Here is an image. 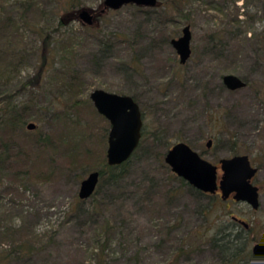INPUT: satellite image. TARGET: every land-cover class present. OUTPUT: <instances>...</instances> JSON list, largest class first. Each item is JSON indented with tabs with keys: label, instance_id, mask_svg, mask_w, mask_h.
I'll return each mask as SVG.
<instances>
[{
	"label": "rangeland",
	"instance_id": "374dc122",
	"mask_svg": "<svg viewBox=\"0 0 264 264\" xmlns=\"http://www.w3.org/2000/svg\"><path fill=\"white\" fill-rule=\"evenodd\" d=\"M59 1L30 0L26 9L24 0H0V108L31 106L22 128L0 125V226L21 230L11 238L0 234V251L20 237L37 246L0 264H224L205 243L204 231L231 215L248 252L238 263L264 264V0H157L152 7L117 9L81 0L92 9L91 25L78 18L59 23ZM184 25L190 54L179 63L169 41ZM45 33L49 43L38 74ZM72 71L78 78L68 95ZM223 74L237 75L245 85L228 90ZM95 88L135 99L142 136L122 180L80 199L79 181L105 159L109 125L88 99ZM69 96L83 100L79 123L71 127L52 118ZM28 122L34 128H26ZM70 128L80 154L69 169L55 138L51 150L29 141L36 132L59 135ZM8 137L14 144L6 150ZM177 141L216 165L221 157L247 155L257 168V209L217 193L205 220L199 208L207 198L163 161ZM18 144L30 155L26 162L13 155Z\"/></svg>",
	"mask_w": 264,
	"mask_h": 264
},
{
	"label": "water",
	"instance_id": "95a60500",
	"mask_svg": "<svg viewBox=\"0 0 264 264\" xmlns=\"http://www.w3.org/2000/svg\"><path fill=\"white\" fill-rule=\"evenodd\" d=\"M124 4L152 7L157 0H102L101 5L107 9H117ZM76 17L85 25L92 24V9L80 7ZM189 28L184 25L181 34L170 39L179 63H184L190 54ZM221 82L228 90L241 88L245 81L234 74H223ZM94 110L108 122L105 161L107 165H117L127 160L138 145L141 128V113L136 101L126 94L109 92L95 88L88 94ZM34 123H26V128H34ZM210 140H207L208 146ZM163 161L170 171L183 179L189 186L204 193L218 190L220 199L229 196L233 201L246 203L255 210L259 206L258 187L252 177L257 168L250 164L245 154H233L218 159L216 164L202 157L195 149L183 141L174 142L163 154ZM217 168L220 170L217 176ZM98 171H89L80 181L77 196L84 199L90 196L96 187ZM243 225L244 222L240 221ZM258 244L251 252L256 253Z\"/></svg>",
	"mask_w": 264,
	"mask_h": 264
},
{
	"label": "trees",
	"instance_id": "16d2710c",
	"mask_svg": "<svg viewBox=\"0 0 264 264\" xmlns=\"http://www.w3.org/2000/svg\"><path fill=\"white\" fill-rule=\"evenodd\" d=\"M24 3H25L26 9H29V7L31 6L30 0H24ZM59 4H60V7L63 8V11H64L63 14L60 16V20L58 21L59 23H62L63 19H66V18L77 19L75 12L77 9L82 7L80 6L81 0H60ZM7 19L9 18L7 17L6 20ZM3 22L9 23V21H3ZM42 39H43L42 46H43L44 51H42L41 56H40L41 66L38 71V74H40L42 65L45 62V58H46L45 49L47 47V44L49 43L48 33L43 34ZM77 74L78 73L76 71H72V73L70 74L69 80L66 81L65 90L67 93L70 92V94H72V91L74 90L73 87L75 86V80L78 78ZM70 94L68 93V95ZM69 98L70 99H68V103L63 104V108L60 111L55 112L52 118L61 117L64 124L68 123L69 126L71 127L72 124L79 123V110H80L79 107H80V104L83 103V100H81L80 98H77L76 96L75 97L69 96ZM29 109H31V106L26 102L21 103V104H15V103L4 104V106L0 108V112L2 114V117L0 119L1 128H3V130L5 131H14L15 129L22 128L23 124L25 123L26 118L29 116ZM73 131H74L73 128H70L69 131L64 130L62 131L63 134L60 133L59 135H54L52 133L41 134V133L36 132L34 135L30 137L29 141L31 145L35 148H37L38 146H42V148L44 149L51 150L54 147H56L54 143L55 142L54 138H55L58 141L59 145L64 146L63 149L61 150V154L66 160L64 168L69 169L78 164L79 154H80L77 149L75 150L76 141H74V139L70 137L72 136ZM141 136H142V131H141L140 137ZM139 141H140V138H139ZM10 144H14V143L12 139H9L8 137V141L3 144L4 147H6V150L9 149ZM134 151L131 153L130 156L133 155ZM27 153L28 152L25 150V148L18 144V148L15 151V153H13V155L14 154L21 155V158H22L21 160L26 162L30 158L29 157L30 155H28ZM129 158L117 165H107L104 159L101 165L93 169V170L98 171V180H97L96 187L100 186L103 183H109L112 185L122 180V178L126 175L128 171ZM21 160L19 164L23 163L21 162ZM29 165H30L29 167H33L34 161L32 162V164H29ZM24 172L29 173L30 169H27V171H24ZM178 178L181 183H184L187 185V183L183 179H181L180 177ZM190 188L192 189V192L194 194L203 195L207 198L205 205L199 208V212L201 213V215H203L205 220H207L206 214L209 210V207L214 202L215 194H207L199 190H196L191 186ZM170 191L172 192V190L170 189L167 190V196L170 194ZM148 193H150V191ZM229 218L231 220L228 219L227 221H223V222L220 221L216 225H214L210 230L206 229L204 231L205 243L209 246V248H211L217 253L222 263L239 264L238 262H241L242 259L248 256V252L245 248L246 239L244 238L239 239L237 233L233 232V230L235 229V226H234L235 221H238V220L232 215ZM20 231L21 230L19 228H13L11 226H3V227L0 226L1 236L7 237V238H11L10 236H16V233ZM33 243L34 242H32L28 238L21 239L20 237L17 243L13 242L12 245L8 249L0 251V263H2L3 260H6V259L8 260L12 258L19 259L20 257H22L21 255L28 256L29 254L34 252V248L37 247V246L34 247ZM98 264H101V263H98Z\"/></svg>",
	"mask_w": 264,
	"mask_h": 264
},
{
	"label": "flooded vegetation",
	"instance_id": "af4514ba",
	"mask_svg": "<svg viewBox=\"0 0 264 264\" xmlns=\"http://www.w3.org/2000/svg\"><path fill=\"white\" fill-rule=\"evenodd\" d=\"M92 20H93V15H92ZM172 39V38H171ZM170 42V41H169ZM176 53V52H175ZM140 113H141V111H140ZM141 121H142V113H141ZM141 131H142V124H141V128H140V134H141ZM207 140H210V139H207ZM207 140H206V142H207ZM206 142H205V146H206ZM209 145H210V143H209ZM208 145V146H209ZM208 146H206V147H208ZM170 147V146H169ZM251 164V163H250ZM217 167H218V162H217ZM217 170H219L218 168H217ZM218 193V190H216L214 193H212V194H217ZM207 194H211V193H207ZM218 196H219V194H218ZM220 198V197H219ZM229 198H231L230 196L227 198V199H229ZM226 200V199H225ZM236 218V217H235Z\"/></svg>",
	"mask_w": 264,
	"mask_h": 264
}]
</instances>
